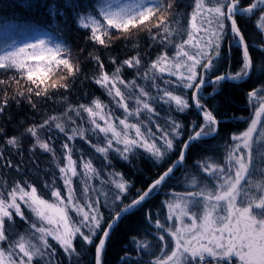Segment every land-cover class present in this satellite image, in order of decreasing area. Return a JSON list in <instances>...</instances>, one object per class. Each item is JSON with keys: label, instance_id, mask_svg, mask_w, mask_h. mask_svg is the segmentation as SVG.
I'll return each instance as SVG.
<instances>
[{"label": "snow or ice", "instance_id": "snow-or-ice-1", "mask_svg": "<svg viewBox=\"0 0 264 264\" xmlns=\"http://www.w3.org/2000/svg\"><path fill=\"white\" fill-rule=\"evenodd\" d=\"M174 6L175 0H50L47 5L51 20L71 12L87 40L104 49L114 39L146 32L149 48L160 47L147 63L138 40L133 55L108 57L110 69L95 49L89 52L90 74L62 38L47 34L0 51V116L10 101L38 111V101L69 91L81 76L109 97L66 103L63 112L24 126L19 135L7 136L0 128L4 144L17 153L22 141L30 140L32 153L50 154L63 181V188L55 178L45 181L44 192L28 180L9 183L0 176V264H61L56 246L68 264H79L77 240L94 248V264H104L107 242L120 221L176 179L177 170L182 190L171 188L160 209H144L147 227L129 237L131 250L120 257L124 264H264V0H194L186 24ZM249 20L258 38L244 32L241 21ZM234 50L239 51L235 70ZM128 69L132 79L125 76ZM245 83L250 85L247 118L217 99L225 85ZM193 112L197 118L187 125L178 118ZM240 119L247 124L244 130L230 133L222 144H203L216 138L221 124ZM53 130L64 137L59 153ZM77 139L93 155L80 150L76 156ZM193 145L205 154L189 166ZM113 154L129 164L139 155L157 166L168 163L146 188L130 195L133 185L113 166ZM94 157L101 160L99 167ZM0 161L21 171L4 151Z\"/></svg>", "mask_w": 264, "mask_h": 264}, {"label": "trees", "instance_id": "trees-1", "mask_svg": "<svg viewBox=\"0 0 264 264\" xmlns=\"http://www.w3.org/2000/svg\"><path fill=\"white\" fill-rule=\"evenodd\" d=\"M49 2L50 0H0V51L7 50L9 45L20 46L28 40L43 34H47L56 39L62 38L72 49L73 59L79 58L85 74H90L93 71L92 62L90 60H85V57L88 56L89 52H93L94 49L95 54L101 56V59L105 61L109 69L111 68V64L108 63L109 56H115L118 60H123L134 54V51H136V49L132 47L134 40L139 41L138 50L141 53H147V55L144 56L145 63L150 59H154L156 54L160 51L159 46L149 48L150 41L146 32H139L134 35V39L130 40H125L123 38L114 39L112 46L108 49H104L99 45H93L92 42L87 40L88 33L76 27L72 20L71 12H69L63 20H61L60 17L51 20L46 11ZM58 2L62 3V0H58ZM120 2L123 3L125 0H120ZM79 3L88 4L90 0H79ZM193 3L194 0H175V11L180 12L184 16L185 24L187 23L188 13L192 11ZM241 24L246 34L258 38L253 21H241ZM58 30H62V32ZM81 49H83V52H81ZM253 54L259 55L255 52ZM238 57L239 51L234 50L232 55L233 70L237 67L236 61ZM133 75L134 73L131 69L126 70L125 76L127 79H132ZM81 81H83V83ZM249 87L250 85L248 83L240 84L236 87L225 85L223 96L217 97V99L221 101L225 109L234 112L236 116L247 118L250 109L247 105L245 92ZM85 93H87V95H85ZM93 96H98L105 102L109 100V97H107L98 86L90 80H84L83 76H81L76 80L69 91L65 92L61 89L58 93H53L51 99L38 101V111L31 109L24 101L19 105H17L15 101H10L9 107L6 109L4 115L0 116V128L4 129L7 136L19 135L23 131L24 126L33 122H39L44 116L57 115L63 112L66 103H88ZM224 96L228 98L230 103L225 102ZM64 97H67V101L63 100ZM161 114L163 115L162 110ZM178 118L187 125L189 121L197 117L193 112L180 115ZM21 122H23V124H21ZM246 127L247 124L245 119L221 124L219 134L216 138L214 140L204 141L203 144H222L228 139L230 133L240 132ZM53 135L55 138V147L59 153L60 144L64 137L63 134L56 133L55 130H53ZM4 138V136H0V151H4L5 156L11 159L14 164H19L21 171L17 172L12 168H8L6 167L5 161H0V176L5 177L9 183L16 179L28 180L44 192H47V189L43 188L44 182H51L55 178L56 185L63 188V181L60 179L59 171L50 154L39 150L32 153L30 151V140H23V146L19 150V153H17L15 149H11L4 144ZM75 147L78 150L75 154L76 156L80 154V150H82L86 156L93 155L92 150L82 140L77 139L75 141ZM203 154H205V149L203 147L200 145H193L189 150L188 165L190 166L193 159ZM171 159H175V155H173ZM101 163V160L94 157V164L96 166L99 167ZM112 163L118 171L124 174L126 179L131 181L133 187L130 190V195H135L136 189L146 188L148 184L163 171L168 161L162 166H157L151 159L147 158L146 155H139L133 158L131 164H129L113 154ZM175 176L176 179L169 180L163 186L162 190L158 194L153 195L139 211L126 216L120 221L107 242L104 264H124L120 257L124 254L125 250H131L129 237L141 233L142 230L147 227L143 220L144 209L149 207H152L154 210L160 209L161 201L168 196L171 188L175 187L177 191L182 190L179 184L181 170H177ZM74 185L79 189L80 180L74 178ZM25 213L26 215L28 214L27 210H25ZM17 224L21 229L24 228L23 222L19 221L18 218ZM75 243L78 250L81 252L79 264H94V248L84 245L82 241L79 240ZM56 247L61 264H68L66 258H64L62 252L59 250V247Z\"/></svg>", "mask_w": 264, "mask_h": 264}, {"label": "rangeland", "instance_id": "rangeland-1", "mask_svg": "<svg viewBox=\"0 0 264 264\" xmlns=\"http://www.w3.org/2000/svg\"><path fill=\"white\" fill-rule=\"evenodd\" d=\"M33 39H34V38H33ZM33 39H30V40H28L27 42L32 41ZM25 210H27V209H25Z\"/></svg>", "mask_w": 264, "mask_h": 264}]
</instances>
